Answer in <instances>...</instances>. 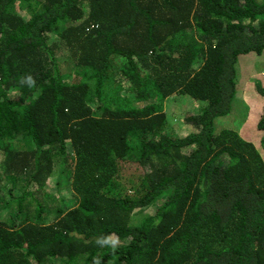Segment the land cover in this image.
Instances as JSON below:
<instances>
[{
	"label": "trees",
	"instance_id": "trees-1",
	"mask_svg": "<svg viewBox=\"0 0 264 264\" xmlns=\"http://www.w3.org/2000/svg\"><path fill=\"white\" fill-rule=\"evenodd\" d=\"M263 50L264 0H0V264H264V161L213 124ZM175 94L206 102L183 136ZM256 127L264 145V103Z\"/></svg>",
	"mask_w": 264,
	"mask_h": 264
},
{
	"label": "rangeland",
	"instance_id": "rangeland-1",
	"mask_svg": "<svg viewBox=\"0 0 264 264\" xmlns=\"http://www.w3.org/2000/svg\"><path fill=\"white\" fill-rule=\"evenodd\" d=\"M56 57L61 65V71L70 72L73 67V61L62 47L56 51ZM236 70V94L231 102L230 111L214 119V130L219 131L222 128L235 130L244 139L252 142L264 161V145L261 143L262 132L256 127V123L261 114L264 98L255 90V84L264 86V50L260 54L248 53L239 55L235 64ZM167 112L166 132H172L179 136L185 135L192 130L191 126L183 121V116L187 112H199L206 104L205 101H197L189 96L171 95L162 102ZM55 175L49 179L46 185L48 194L43 198L47 207L60 206L63 200L70 197L68 190L62 188L57 190L54 180ZM59 191V193H57ZM60 194V195H59ZM49 206H48V205ZM155 204H151L141 211L134 214L133 220L136 221L142 215L152 212ZM10 209L0 210L2 216L6 217ZM48 220L52 219V213L48 214ZM40 264H60L58 259L49 260Z\"/></svg>",
	"mask_w": 264,
	"mask_h": 264
},
{
	"label": "clouds",
	"instance_id": "clouds-1",
	"mask_svg": "<svg viewBox=\"0 0 264 264\" xmlns=\"http://www.w3.org/2000/svg\"><path fill=\"white\" fill-rule=\"evenodd\" d=\"M18 84L21 86H27L29 89H33L36 87V79L29 73L20 77ZM95 243L101 248L107 247L115 251V249L120 245V240L115 234H108L106 236L97 237Z\"/></svg>",
	"mask_w": 264,
	"mask_h": 264
}]
</instances>
